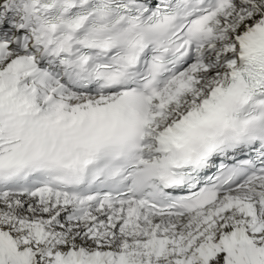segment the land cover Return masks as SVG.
I'll return each instance as SVG.
<instances>
[{"label":"snow or ice","instance_id":"6c2138e0","mask_svg":"<svg viewBox=\"0 0 264 264\" xmlns=\"http://www.w3.org/2000/svg\"><path fill=\"white\" fill-rule=\"evenodd\" d=\"M0 264H264V0H0Z\"/></svg>","mask_w":264,"mask_h":264}]
</instances>
